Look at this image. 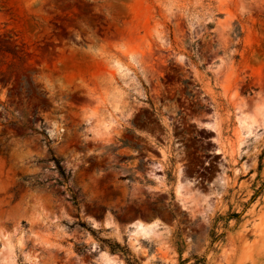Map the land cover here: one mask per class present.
<instances>
[{
    "label": "rangeland",
    "instance_id": "1",
    "mask_svg": "<svg viewBox=\"0 0 264 264\" xmlns=\"http://www.w3.org/2000/svg\"><path fill=\"white\" fill-rule=\"evenodd\" d=\"M0 264H264V0H0Z\"/></svg>",
    "mask_w": 264,
    "mask_h": 264
},
{
    "label": "bare ground",
    "instance_id": "2",
    "mask_svg": "<svg viewBox=\"0 0 264 264\" xmlns=\"http://www.w3.org/2000/svg\"><path fill=\"white\" fill-rule=\"evenodd\" d=\"M252 109L251 108L250 109L248 108V109L242 110V115H243L242 117L243 118H250V119H252L254 117L257 118L258 116H260V115L257 114V112H255V110H252Z\"/></svg>",
    "mask_w": 264,
    "mask_h": 264
},
{
    "label": "trees",
    "instance_id": "3",
    "mask_svg": "<svg viewBox=\"0 0 264 264\" xmlns=\"http://www.w3.org/2000/svg\"><path fill=\"white\" fill-rule=\"evenodd\" d=\"M57 166L61 170L59 162H57ZM238 217H239V215H230L228 217V221H230L231 219H237ZM218 238L219 237H216V235H214L213 241L215 242Z\"/></svg>",
    "mask_w": 264,
    "mask_h": 264
}]
</instances>
